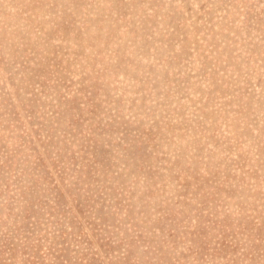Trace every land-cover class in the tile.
I'll return each mask as SVG.
<instances>
[{
  "label": "rangeland",
  "instance_id": "rangeland-1",
  "mask_svg": "<svg viewBox=\"0 0 264 264\" xmlns=\"http://www.w3.org/2000/svg\"><path fill=\"white\" fill-rule=\"evenodd\" d=\"M0 264H264V0H0Z\"/></svg>",
  "mask_w": 264,
  "mask_h": 264
}]
</instances>
